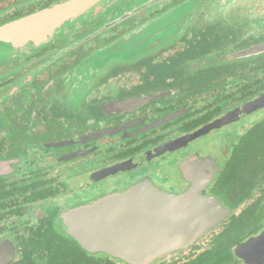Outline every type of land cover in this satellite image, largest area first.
Segmentation results:
<instances>
[{
  "label": "flooded vegetation",
  "instance_id": "flooded-vegetation-1",
  "mask_svg": "<svg viewBox=\"0 0 264 264\" xmlns=\"http://www.w3.org/2000/svg\"><path fill=\"white\" fill-rule=\"evenodd\" d=\"M70 1L0 0V26ZM76 7L47 39L0 46V264H48L49 226L76 252L129 264L83 247L74 212L142 185L180 197L192 179L229 215L149 264H264L254 176L234 172L240 137L264 119V102L241 112L264 94V0ZM220 134L208 150L195 146ZM78 190L95 196L76 201ZM137 199L156 219L176 208L149 190Z\"/></svg>",
  "mask_w": 264,
  "mask_h": 264
},
{
  "label": "water",
  "instance_id": "water-1",
  "mask_svg": "<svg viewBox=\"0 0 264 264\" xmlns=\"http://www.w3.org/2000/svg\"><path fill=\"white\" fill-rule=\"evenodd\" d=\"M79 3L81 0H72L64 6L44 9L1 25L0 46L18 49L47 39L79 14L76 7ZM119 56L114 54L113 60ZM263 102L264 94L241 112H249ZM207 184L192 179L189 191L180 197L164 196L148 185L137 186L124 194H112L93 205L78 208L74 212L78 231L75 229L77 233L72 234L89 251L106 252L124 258L129 264H149L164 250L192 244L229 215L230 210L223 208L218 199L203 194ZM139 189L174 202L176 208L167 219H156L161 213L154 215L138 205ZM92 219L95 228L90 232Z\"/></svg>",
  "mask_w": 264,
  "mask_h": 264
},
{
  "label": "trees",
  "instance_id": "trees-1",
  "mask_svg": "<svg viewBox=\"0 0 264 264\" xmlns=\"http://www.w3.org/2000/svg\"><path fill=\"white\" fill-rule=\"evenodd\" d=\"M239 141L245 143L246 147L241 149L243 153L236 155L239 160V167H236L234 172L240 174L244 170L246 173L253 174L254 205L261 207L262 210L264 207V119L240 137ZM253 151L254 154H252ZM244 184L246 192L250 193L251 185ZM46 234L48 247L55 245L50 252L48 251V264H115L106 258L86 256L84 252H76L71 247L56 242L58 230L53 226H49Z\"/></svg>",
  "mask_w": 264,
  "mask_h": 264
},
{
  "label": "rangeland",
  "instance_id": "rangeland-1",
  "mask_svg": "<svg viewBox=\"0 0 264 264\" xmlns=\"http://www.w3.org/2000/svg\"><path fill=\"white\" fill-rule=\"evenodd\" d=\"M263 112H264V110H263ZM255 119H257V117H255L254 118V120ZM223 136V134H220V135H218V136H216V137H213L212 139H205V140H203V142L202 143H199V144H196L195 146L196 147H198V148H200V149H202L203 151L204 150H208V146H214V143H215V141H218L219 140V138L220 137H222ZM162 171H165V174L167 173V170H165V168H162ZM70 179H71V177H70ZM73 179V178H72ZM73 180H76V178H74ZM72 193V192H71ZM70 193V194H71ZM78 194V197H76L75 199H76V201H80V200H90L89 199V196L90 195H92V196H95L94 195V193H92V194H89V195H87V194H83V191H80V190H78L75 194H73V195H71L72 197H75L76 195ZM93 198V197H92ZM66 200L67 199H65V202H66ZM64 201V200H63ZM67 202H69V200L67 201ZM34 214H35V216L37 217V216H39V214L40 213H37L36 211L34 212Z\"/></svg>",
  "mask_w": 264,
  "mask_h": 264
}]
</instances>
